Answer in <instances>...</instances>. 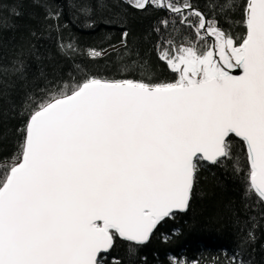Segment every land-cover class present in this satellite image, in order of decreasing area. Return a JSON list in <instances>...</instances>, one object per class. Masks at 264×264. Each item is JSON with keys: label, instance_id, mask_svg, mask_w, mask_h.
<instances>
[{"label": "snow or ice", "instance_id": "snow-or-ice-1", "mask_svg": "<svg viewBox=\"0 0 264 264\" xmlns=\"http://www.w3.org/2000/svg\"><path fill=\"white\" fill-rule=\"evenodd\" d=\"M45 3L59 28L62 12ZM128 6L169 14L154 31L167 32L156 50L175 78L85 76L26 97L22 144L0 177V264H107L117 239L146 245L189 208L201 163L231 159L233 137L246 146L247 192L264 203V0L239 5L240 37L227 24L236 0H216L211 19L193 0Z\"/></svg>", "mask_w": 264, "mask_h": 264}, {"label": "trees", "instance_id": "trees-1", "mask_svg": "<svg viewBox=\"0 0 264 264\" xmlns=\"http://www.w3.org/2000/svg\"><path fill=\"white\" fill-rule=\"evenodd\" d=\"M215 2L193 0L210 19ZM244 2L236 0L227 21L236 37L245 31L239 7ZM82 5L90 8L88 16L80 12ZM47 7L45 0H0V177L22 144L20 130L31 110L26 97L55 94L57 86L85 76L154 82L175 78L156 50L167 32L154 29L168 13L151 7L137 11L122 0H51V7L62 12L56 28L45 19ZM20 61L23 69L17 73L13 69ZM230 144L231 159L201 163L185 213L167 218L149 243L132 252L128 242L117 239L107 264H232L234 259L264 264V203L247 192L245 145L235 137Z\"/></svg>", "mask_w": 264, "mask_h": 264}, {"label": "water", "instance_id": "water-1", "mask_svg": "<svg viewBox=\"0 0 264 264\" xmlns=\"http://www.w3.org/2000/svg\"><path fill=\"white\" fill-rule=\"evenodd\" d=\"M123 2H125L126 4H128V2H130L129 0H122ZM198 8V7H197ZM199 10H201L200 8H198ZM203 13H205L203 10H201ZM206 14V13H205ZM211 39V38H210ZM232 74H234V75H240L241 74V71L240 70H235ZM235 138H237L238 140H240V138H238V137H235ZM241 141V140H240ZM242 142V141H241ZM246 147V146H245ZM247 151V150H246ZM205 163H207V164H210V165H213L212 163H210V162H205ZM187 211V210H186ZM186 211H184V212H178L177 214H181V213H185ZM167 219V218H166ZM162 223V222H161ZM160 223V224H161ZM159 224V225H160ZM158 225V226H159ZM158 226H157V228H158ZM156 228V229H157ZM156 229L154 230V232L156 231ZM154 234V233H153ZM153 236V235H152ZM123 241V240H122Z\"/></svg>", "mask_w": 264, "mask_h": 264}]
</instances>
